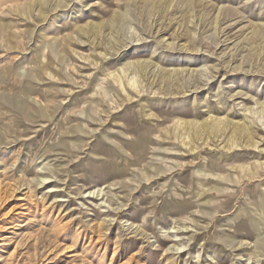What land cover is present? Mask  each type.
Listing matches in <instances>:
<instances>
[{
    "label": "rangeland",
    "instance_id": "rangeland-1",
    "mask_svg": "<svg viewBox=\"0 0 264 264\" xmlns=\"http://www.w3.org/2000/svg\"><path fill=\"white\" fill-rule=\"evenodd\" d=\"M0 264H264V0H0Z\"/></svg>",
    "mask_w": 264,
    "mask_h": 264
}]
</instances>
